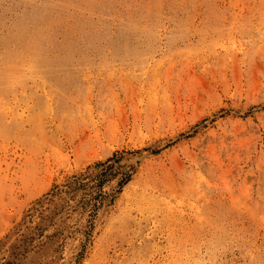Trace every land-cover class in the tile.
<instances>
[{
    "label": "rangeland",
    "instance_id": "rangeland-1",
    "mask_svg": "<svg viewBox=\"0 0 264 264\" xmlns=\"http://www.w3.org/2000/svg\"><path fill=\"white\" fill-rule=\"evenodd\" d=\"M264 264V0H0V264Z\"/></svg>",
    "mask_w": 264,
    "mask_h": 264
},
{
    "label": "bare ground",
    "instance_id": "bare-ground-1",
    "mask_svg": "<svg viewBox=\"0 0 264 264\" xmlns=\"http://www.w3.org/2000/svg\"><path fill=\"white\" fill-rule=\"evenodd\" d=\"M226 264V263H225Z\"/></svg>",
    "mask_w": 264,
    "mask_h": 264
}]
</instances>
